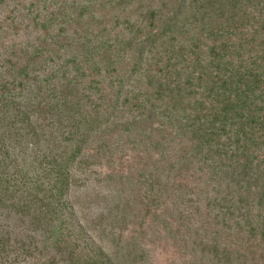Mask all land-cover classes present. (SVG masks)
I'll return each mask as SVG.
<instances>
[{"label": "trees", "instance_id": "16d2710c", "mask_svg": "<svg viewBox=\"0 0 264 264\" xmlns=\"http://www.w3.org/2000/svg\"><path fill=\"white\" fill-rule=\"evenodd\" d=\"M143 1L107 39L89 5L59 7L47 74L28 48L3 58L0 264H153L156 238L188 264H264V0ZM53 16L33 18L46 36Z\"/></svg>", "mask_w": 264, "mask_h": 264}, {"label": "rangeland", "instance_id": "374dc122", "mask_svg": "<svg viewBox=\"0 0 264 264\" xmlns=\"http://www.w3.org/2000/svg\"><path fill=\"white\" fill-rule=\"evenodd\" d=\"M126 1V2H125ZM0 0V27L2 28L0 34V68L3 63V58L12 57L15 58L19 51L14 52L18 48H28V55L37 56L33 61L36 63L35 68H41L43 74L51 72V69L58 68L61 64L66 51L63 44L69 39L59 36V28L62 24V15H58V8L61 6L73 8L69 10L75 17L78 15V9L80 6L89 5V14L84 23L90 22V20H100L106 23L107 32L103 36V39L114 38L119 35L124 29L127 19L141 20L140 11L141 6L145 4L143 0H133L131 3L127 0ZM131 1V0H130ZM121 4V5H119ZM121 6V7H118ZM56 12V17L53 16V26L50 28V34L44 35V32L37 28L36 22L33 18L38 16H49L50 12ZM94 11L93 16L92 12ZM94 19H93V18ZM60 23V24H59ZM96 23V22H95ZM97 24V23H96ZM86 24L81 26L70 25L67 28V36L75 39H83L84 32L82 28H86ZM90 32L87 36L96 37L98 31H101L99 27L89 26ZM103 28V26L101 27ZM102 30L101 32H103ZM92 33V34H91ZM126 36H129L127 34ZM188 37V36H186ZM42 39H46L42 52L37 53L35 46H40ZM181 40H184L181 37ZM203 41H208L205 37ZM51 42V45L47 43ZM61 57V58H59ZM132 55L128 54L124 60L122 67L125 68V73L128 74L129 68L132 66ZM89 78H92L90 71H87ZM136 77H133L132 81L128 84H136L133 82ZM85 192L92 193V190H82L80 195H84ZM84 210L85 213L94 214L97 211V207H88ZM153 238H155L153 236ZM154 243L149 244L151 250L150 262L153 264H188L190 258H181L179 250L174 247L167 240L155 239ZM187 262V263H186Z\"/></svg>", "mask_w": 264, "mask_h": 264}]
</instances>
